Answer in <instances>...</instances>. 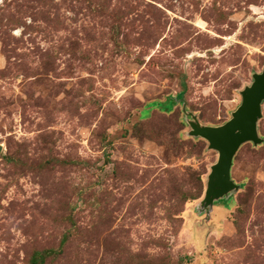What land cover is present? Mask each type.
<instances>
[{
    "label": "rangeland",
    "instance_id": "374dc122",
    "mask_svg": "<svg viewBox=\"0 0 264 264\" xmlns=\"http://www.w3.org/2000/svg\"><path fill=\"white\" fill-rule=\"evenodd\" d=\"M264 70V0H0V264H264V99L237 184L201 205Z\"/></svg>",
    "mask_w": 264,
    "mask_h": 264
},
{
    "label": "water",
    "instance_id": "95a60500",
    "mask_svg": "<svg viewBox=\"0 0 264 264\" xmlns=\"http://www.w3.org/2000/svg\"><path fill=\"white\" fill-rule=\"evenodd\" d=\"M240 94V104L223 124L202 126L190 114V132L208 140L209 146L218 152L217 161L211 165L204 196L200 202L202 206L211 205L213 201L235 190L237 184L232 181L229 173L233 153L245 140L255 143L260 140L256 135L255 126L260 115V103L264 99V70L254 73L252 82L243 88Z\"/></svg>",
    "mask_w": 264,
    "mask_h": 264
}]
</instances>
